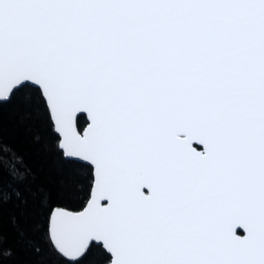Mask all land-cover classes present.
I'll use <instances>...</instances> for the list:
<instances>
[{"label": "snow or ice", "instance_id": "6c2138e0", "mask_svg": "<svg viewBox=\"0 0 264 264\" xmlns=\"http://www.w3.org/2000/svg\"><path fill=\"white\" fill-rule=\"evenodd\" d=\"M6 204L0 264H264V0H0Z\"/></svg>", "mask_w": 264, "mask_h": 264}, {"label": "trees", "instance_id": "16d2710c", "mask_svg": "<svg viewBox=\"0 0 264 264\" xmlns=\"http://www.w3.org/2000/svg\"><path fill=\"white\" fill-rule=\"evenodd\" d=\"M3 122V136L5 139L10 140L15 146L21 151L26 159L33 165L35 168H43L44 171L41 173V178L50 183V185L55 190L56 182L58 180L57 174L54 169L50 168L49 161L41 153L39 146L32 143V132L27 131V125H18L14 121L10 120L8 112L5 110L2 116ZM81 127L86 126L85 121L80 122ZM34 131H39L41 135L46 133V128L43 125H35ZM87 174V170H84V175ZM7 181V177H5ZM84 199L83 188L80 189V195L76 201L73 202V207L79 209L80 204ZM15 209L10 204L3 206L2 217H0V232H2L3 237V246H15L16 236L15 232L11 228L8 222L10 212Z\"/></svg>", "mask_w": 264, "mask_h": 264}, {"label": "water", "instance_id": "95a60500", "mask_svg": "<svg viewBox=\"0 0 264 264\" xmlns=\"http://www.w3.org/2000/svg\"><path fill=\"white\" fill-rule=\"evenodd\" d=\"M86 127V126H85ZM147 190H145V192H146ZM103 203H105L106 204V202H103ZM239 231H243L242 229L241 230H239Z\"/></svg>", "mask_w": 264, "mask_h": 264}]
</instances>
